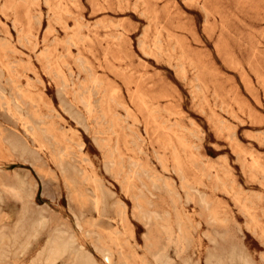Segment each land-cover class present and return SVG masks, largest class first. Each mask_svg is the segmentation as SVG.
<instances>
[{"label": "rangeland", "instance_id": "rangeland-1", "mask_svg": "<svg viewBox=\"0 0 264 264\" xmlns=\"http://www.w3.org/2000/svg\"><path fill=\"white\" fill-rule=\"evenodd\" d=\"M79 261L264 264V0H0V264Z\"/></svg>", "mask_w": 264, "mask_h": 264}, {"label": "bare ground", "instance_id": "bare-ground-1", "mask_svg": "<svg viewBox=\"0 0 264 264\" xmlns=\"http://www.w3.org/2000/svg\"><path fill=\"white\" fill-rule=\"evenodd\" d=\"M21 142V141H20ZM35 225V224H34ZM40 225V224H39ZM61 235V234H60ZM67 235V234H66ZM72 237V236H71ZM66 238V236H65ZM75 238V237H74ZM68 242L64 240L62 237L54 238L48 245L47 248V258L49 260L55 261L59 258V256L67 249ZM30 248V247H29ZM92 254V253H91ZM96 254V253H95ZM47 263V262H46ZM45 263V264H46ZM83 263V261H79V264ZM52 264V262H51ZM56 264V263H55Z\"/></svg>", "mask_w": 264, "mask_h": 264}]
</instances>
